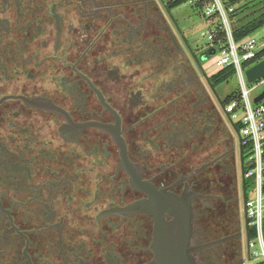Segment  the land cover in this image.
Masks as SVG:
<instances>
[{
	"label": "flooded vegetation",
	"instance_id": "af4514ba",
	"mask_svg": "<svg viewBox=\"0 0 264 264\" xmlns=\"http://www.w3.org/2000/svg\"><path fill=\"white\" fill-rule=\"evenodd\" d=\"M173 6L0 0V264L251 260L217 50Z\"/></svg>",
	"mask_w": 264,
	"mask_h": 264
},
{
	"label": "built area",
	"instance_id": "2783aa9c",
	"mask_svg": "<svg viewBox=\"0 0 264 264\" xmlns=\"http://www.w3.org/2000/svg\"><path fill=\"white\" fill-rule=\"evenodd\" d=\"M193 4L204 3L202 12L204 17L220 21L221 29L225 32L226 40L215 45L219 50V58L216 66L221 70L233 66L240 77L243 89L239 92L240 98L227 104L226 112L231 120L240 128L242 145L248 149V170L246 178H251L253 193L250 199H246L245 208L252 228L253 238L262 248L261 253L252 250V257H262L264 264V99L255 103L251 99V93L260 86H264V78L257 80L253 89L246 85V71L244 65L258 59L264 51V35L250 36L237 43L233 37L230 13L234 8H227L223 0H191ZM219 32L212 27L209 39L214 42L218 39ZM259 96V95H258ZM257 96V97H258ZM256 97V98H257ZM239 119V121H236ZM247 196V189H246ZM254 242L250 246L253 248Z\"/></svg>",
	"mask_w": 264,
	"mask_h": 264
},
{
	"label": "rangeland",
	"instance_id": "374dc122",
	"mask_svg": "<svg viewBox=\"0 0 264 264\" xmlns=\"http://www.w3.org/2000/svg\"><path fill=\"white\" fill-rule=\"evenodd\" d=\"M258 4H260L259 5L260 8L264 9V0H259L254 4V6L249 7L248 10H245L243 12L238 13L237 18L242 19L243 22H245L246 20L249 21L250 18L252 17L251 12H253L254 10H257ZM173 7H174L173 13L176 16L177 20L183 26V28L186 31V34L189 37L191 43L194 46L203 45V46H206L209 48H213L215 45V42L213 40L209 39V34L212 30L211 20L206 18V17H202L201 15H199L195 11L194 5L192 2L188 1L182 5L181 4L180 5H174ZM247 15H248V18H247ZM262 35H264V28L260 29L259 31L254 33L252 36L259 37ZM216 50H217L216 54L213 55L210 58V61H208L205 65V68L210 75L214 71L212 68L216 65V62L219 58V50L218 49H216ZM211 70H213V71H211ZM246 85H247L248 89H253L256 86V83L249 84L246 80ZM216 87H217L216 91L219 94V96L225 101V103H229L228 97L231 95H235L237 93L239 94L241 89H243V84L241 82L240 77L238 75H236L227 82H224L222 84L220 83L219 85L217 84ZM263 90H264V86H260L257 89H255L251 93V99L256 98L260 93H262ZM213 97L215 98L214 94H213ZM226 119H227V123H228L229 127L232 128L231 122L229 121L228 118H226ZM236 121H239V119H237ZM245 151H246L245 152L246 153V163L248 164V157H247L248 149H246ZM247 170H248V166H247ZM247 181H248L247 182V184H248V186H247V197H248V199H250L252 197V193H253L252 180L249 177V178H247ZM239 207H240V214H241L242 218H244V216H245V202H244L243 196H240V198H239ZM252 241L255 243L252 250L258 251L261 253L262 248L259 245V243H257V241L254 238H252ZM246 246H247V244L245 242V247ZM247 264H263L262 263V257L258 258L256 255H253L251 260H247Z\"/></svg>",
	"mask_w": 264,
	"mask_h": 264
},
{
	"label": "trees",
	"instance_id": "16d2710c",
	"mask_svg": "<svg viewBox=\"0 0 264 264\" xmlns=\"http://www.w3.org/2000/svg\"><path fill=\"white\" fill-rule=\"evenodd\" d=\"M188 1L190 2L191 0H173V3L174 5H180V4L182 5ZM257 1L259 0H223L227 8H231V7L234 8V11L230 13L229 17L231 20L233 37L237 43L244 41L245 39L249 38L257 31H259L260 29L264 28V9L259 7L260 4L257 5V10H254L253 12H251L252 17L250 18L249 21L246 20L245 22H243L242 19L237 18L238 13L248 10L249 7L254 6V4ZM193 5H194L195 11L199 15L204 17L203 12H202L204 3H197ZM247 18H248V15H247ZM210 20H211V26L216 28L219 32L218 39L215 41V45H218L219 42H224L226 40V35H225V32L221 29L222 25L220 21L212 19V18H210ZM263 60H264V51L259 55L258 59L251 61L249 63H246L244 65V70L247 71L248 69H250L251 67L260 63ZM236 75L237 74H236L235 68L233 66H230V67H226L220 70V72L216 74L215 78L219 83L222 84L224 82L229 81L231 78H233ZM228 98H229L228 102L230 103L231 101L235 99H239L240 95L237 93L235 95L229 96Z\"/></svg>",
	"mask_w": 264,
	"mask_h": 264
},
{
	"label": "water",
	"instance_id": "95a60500",
	"mask_svg": "<svg viewBox=\"0 0 264 264\" xmlns=\"http://www.w3.org/2000/svg\"><path fill=\"white\" fill-rule=\"evenodd\" d=\"M245 76H246V80L249 84H253L257 80L264 78V60L261 61L260 63L256 64V65H254L250 69H248L245 73ZM263 99H264V90L262 91V93L259 94V96L257 98H255V103H259ZM181 260H182V258L180 256L179 252H177L175 257H172V261L174 264H176V262L179 264L181 262Z\"/></svg>",
	"mask_w": 264,
	"mask_h": 264
}]
</instances>
